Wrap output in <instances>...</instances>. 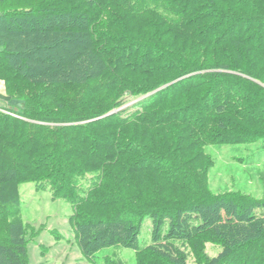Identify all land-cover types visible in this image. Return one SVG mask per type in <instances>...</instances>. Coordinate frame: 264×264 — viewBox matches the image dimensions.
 <instances>
[{
  "label": "trees",
  "instance_id": "trees-1",
  "mask_svg": "<svg viewBox=\"0 0 264 264\" xmlns=\"http://www.w3.org/2000/svg\"><path fill=\"white\" fill-rule=\"evenodd\" d=\"M11 1L0 0V7ZM31 1L0 9V79L21 84L18 93L27 96L18 115L0 113V264H31L19 194L28 180L72 204L70 221L87 254L116 244L137 248L143 216L151 215L153 243L137 248L147 264H189L187 252L199 264H264V214H248L244 198L239 216L222 217V197L200 189L169 152L183 141L189 150L264 136L250 126L264 125L263 87L241 75L262 77L247 62L251 52L264 64V0ZM171 33L168 47L162 42ZM167 76L179 82L158 89ZM127 95L144 98L112 113ZM169 104L167 115L161 107ZM255 106L263 113L255 115ZM134 122L168 126L172 140L147 144V154L133 139L145 142L143 136L123 129ZM148 169L171 195L156 176L145 187L135 180ZM83 203L109 208L116 221L88 220ZM208 242L221 244L217 257L205 252Z\"/></svg>",
  "mask_w": 264,
  "mask_h": 264
},
{
  "label": "rangeland",
  "instance_id": "rangeland-1",
  "mask_svg": "<svg viewBox=\"0 0 264 264\" xmlns=\"http://www.w3.org/2000/svg\"><path fill=\"white\" fill-rule=\"evenodd\" d=\"M32 4L33 2L31 0H13L8 2L3 7H0V9ZM153 19L155 20V17ZM139 25L137 26L139 27ZM146 30H149V33L150 31H155V29L152 28H148ZM175 38L176 33H171L169 37L164 38L162 43L169 47L171 45L170 43L173 42V39ZM179 38L180 41L183 40L182 36ZM180 51L181 47L177 46L174 53L176 52L175 54H178ZM202 54L203 53L200 51L198 55L200 60L204 59ZM249 54L251 56L249 60H251L252 64L250 65L249 63L251 62H247L248 66H252L255 72L262 71V77L257 80L254 78L255 75L253 74L248 75L241 73V75L245 78L257 81V83L263 87L264 91V64L262 63L261 65L259 63L261 62L260 55L256 58V55H253V53L250 52ZM154 55L155 53L149 56L152 58ZM172 77L173 76H167L166 78H162L161 80L164 82V84L158 89L169 87L179 82L178 78L172 79L168 82V80H170ZM20 85L21 84L11 83L7 80L0 79L1 114L6 116L18 115L17 112L25 108V99H27V96L22 92L18 93V87ZM197 92L196 94H198ZM98 96H106V92H102ZM111 96L113 97V95ZM112 97L107 98L105 103L108 101L111 102ZM143 98L144 96L141 95H127L121 97L118 101V104L121 105L119 107L116 106L115 109L112 110V113L131 106L133 103L140 101ZM45 105L46 107L49 106L50 110L54 108L53 105L50 107V102H47ZM161 109V111H163V113L166 112L167 115L173 111V107L170 104L163 108L161 107ZM253 110L255 115H260L263 113L261 107L257 108L255 106ZM151 112H158V109L149 110L145 114L150 115ZM160 113L162 114V112ZM182 114L183 113L180 115ZM196 114H198V112ZM186 115L191 116L192 114H190V111H188ZM250 126L256 130H260L262 128L264 129V125L260 123H257L256 125L251 124ZM123 129L124 131L128 132L130 137L136 132L143 136L145 142L135 137H133V139L137 145H141L145 149L144 151H146L147 154L151 152V146H153L151 144L154 142V145H159L163 142V139L164 141L172 140V135L169 134L170 129L168 126L152 128V126L134 122L131 125H125ZM210 130L211 129H206V132H209ZM97 131H99V133L103 132L101 130ZM76 132H79V130ZM104 133H108V131H105ZM157 141L159 142L158 144ZM215 142L216 143L209 142V144H207L204 149H201V147L199 148L198 145L197 147L187 150L183 149L187 144L185 141H183V144H178L176 149L174 146H169V152H176L175 154H177L179 160L186 165V170H190L196 175L195 177L198 179V181L200 180V189L203 188L209 192L210 196L212 195L214 197H222L221 202H224L225 207L218 209L220 211L219 214L222 217L230 218L231 216H239V213L243 210L244 203L247 200L248 204L245 205L246 208L244 210L248 214L253 213L257 215H263L264 136L247 145L231 144L230 142H224L221 139H216ZM147 144H150L151 146L148 145L149 147H147ZM180 150H182L183 153ZM158 152L163 155L170 154L164 150ZM192 157L195 158L196 161L193 163H188L191 162L189 160H191ZM153 163L158 164L155 161ZM155 176L162 186H167L168 191L166 193L171 195L170 193H172L173 190L172 187L163 182L161 178L154 173V169H148L137 173L134 175V178L136 181L140 182L141 186L145 187L146 183L143 181H148L150 177H154L155 179ZM125 183L126 182H124V184ZM84 190H88V187ZM130 193L131 192L127 191L129 196ZM19 194L22 201L21 215L24 222L29 224L30 227L26 233V238L27 256L28 261L31 264H147L146 260H144V257L138 252V250L139 248L145 247L146 245H151L153 243V233L155 227L154 219L151 215L143 216L137 235L138 250L134 247H126L116 244L114 246H107L87 254L80 245L77 227H75L70 221V216L74 212V208L69 201L64 198H53L52 192L50 190L37 189L35 182L31 180L24 181L20 184ZM87 194L88 192L84 193L85 196ZM149 194L150 193H146V195ZM186 196L188 197L187 194ZM240 196H243L242 201H237ZM200 198L202 197H196L194 200H199ZM244 198H246V201ZM254 202L257 203L252 205ZM80 206L84 207L86 210L88 220L93 219L94 217L102 218V220L105 222L115 220V218L113 219V215L111 214L109 208H100L98 206H91L89 204ZM101 226L108 228L110 227V224ZM168 228L169 220L166 219L162 225L161 232H166ZM1 233L2 232H0V235ZM122 236L125 237L124 235ZM179 245L182 246L181 243H179ZM183 248L185 249L186 247ZM221 250V244L216 242H208L205 245V252L210 258L217 257ZM187 254L186 260L189 264H199L194 253L187 252Z\"/></svg>",
  "mask_w": 264,
  "mask_h": 264
}]
</instances>
